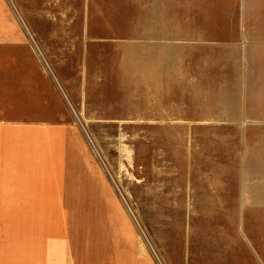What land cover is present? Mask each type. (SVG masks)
Masks as SVG:
<instances>
[{"label":"rangeland","instance_id":"1","mask_svg":"<svg viewBox=\"0 0 264 264\" xmlns=\"http://www.w3.org/2000/svg\"><path fill=\"white\" fill-rule=\"evenodd\" d=\"M1 64L80 127L110 254L131 230L157 264H264V0H0Z\"/></svg>","mask_w":264,"mask_h":264},{"label":"crops","instance_id":"2","mask_svg":"<svg viewBox=\"0 0 264 264\" xmlns=\"http://www.w3.org/2000/svg\"><path fill=\"white\" fill-rule=\"evenodd\" d=\"M12 72L0 65V264H157L135 231L114 234L111 254L94 235L73 204L77 163H91L80 127L52 81L51 99L14 96Z\"/></svg>","mask_w":264,"mask_h":264}]
</instances>
